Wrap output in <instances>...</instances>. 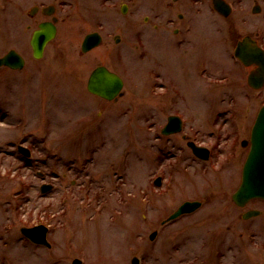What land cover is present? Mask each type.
Masks as SVG:
<instances>
[{
    "label": "rangeland",
    "instance_id": "obj_1",
    "mask_svg": "<svg viewBox=\"0 0 264 264\" xmlns=\"http://www.w3.org/2000/svg\"><path fill=\"white\" fill-rule=\"evenodd\" d=\"M207 14L203 57L216 76L198 79L192 74L191 59L188 63L184 58H164L160 80L162 85L177 84L180 98L163 95L161 88L156 94L148 75L152 59L137 62L132 44L128 45L132 41L123 42L124 57L120 56L114 37L128 29L116 12H110L102 47L81 53L80 33L89 29H82L72 44L50 45L43 70L34 83L30 81L28 91L21 93V83H14L19 86L14 87L13 101L1 80L7 74L0 72V115L5 114L0 118V264L5 258L14 264H72L76 257L83 264H131L139 248L146 254L143 257L148 256L143 258L146 264H209L212 260L206 256L218 238L226 244L221 246L222 264H262L264 232L256 230V236L240 238L239 217L246 209L232 202L247 152L232 160L230 150L237 141L228 130L219 139L220 129L213 124L219 119L221 128L224 123L229 127L236 123L233 117L242 121L247 116L251 124L262 96L237 94L238 102L250 104L233 109L229 77L222 81L231 73V60L210 28L208 19L214 18ZM57 53L61 56L53 55ZM125 62L128 72L123 69ZM99 65L124 72V97L109 102L85 91ZM91 113L98 118L83 129L79 121ZM172 113L188 118V133L200 130L198 140L213 150L209 163L193 161L178 138L167 144L161 128ZM248 136L249 130L242 135ZM24 139L41 140L33 159L44 160V180L17 151ZM156 176L164 178L160 188L154 184ZM23 182L32 185L26 188ZM44 182L54 185L48 194L40 192ZM186 200L205 203L195 215L162 225ZM259 208L264 210V205ZM41 223L50 228L51 249L35 247L22 236V227ZM154 230L159 234L150 240ZM243 239L251 241L248 251L233 252V244Z\"/></svg>",
    "mask_w": 264,
    "mask_h": 264
},
{
    "label": "flooded vegetation",
    "instance_id": "obj_2",
    "mask_svg": "<svg viewBox=\"0 0 264 264\" xmlns=\"http://www.w3.org/2000/svg\"><path fill=\"white\" fill-rule=\"evenodd\" d=\"M110 12L119 13L123 18L121 21L122 26L128 29L125 34L122 33L124 35L114 37V45L119 48L120 56L124 57L123 42L126 40L127 42L132 41L128 45L132 44L134 58L136 57L137 62L146 61L148 56L152 59L153 67L149 68L148 75L152 76L150 81L156 94L161 88L162 91L160 92L163 95L170 93L171 97L172 95L179 97L181 92L179 86L174 82L162 85L160 78L163 77L161 69L164 68V58H171L170 60L184 58L188 63V59H191V64L195 63L192 67V74L196 75L195 77L198 79L205 81L206 76L213 77L215 75L205 64L203 57L206 44L205 20L206 13H208V18H214L208 19L210 28L219 35V42L222 43L231 60V73L223 76L222 81L224 82L229 77L228 83L233 88V109L237 107V104H244L245 107H249L248 104H250V102L245 101L238 102L237 94H244V98L249 97L250 94L262 96L261 105L264 104V0H0V57L15 52L17 55H15L14 62H11V64L22 65L20 69L8 66L0 67V71L5 70L7 73L6 80L4 78H1V80L4 79L6 83L8 98L13 101L14 87L19 86L14 84L16 82L21 83L19 86L21 93L25 90L28 91L30 81L34 83L43 70L46 58L50 55L47 52L50 45L54 43L60 45L72 44L80 38L79 32L82 29H89L84 35L80 33L81 42L83 43L87 35L98 32L101 35L102 42L97 48L102 47L107 38L106 30L110 24ZM143 12L146 13L144 17L141 16ZM42 27L48 28L46 35H50L51 30L54 29V37L47 43L44 53L38 56L33 47V41L36 38V33ZM241 45L245 48L242 54L246 59V63L238 58V50ZM190 46L192 47L190 48ZM53 55L61 56L60 53ZM122 65L124 71L128 72L129 65L126 62ZM96 68L92 70L89 79ZM118 74L124 79V72ZM260 84L263 85L260 89H256V86ZM84 88L91 96L106 100L90 92L88 85ZM123 93L119 98L125 96V92ZM104 112V110L99 111L97 113L98 117H101ZM174 116L179 117L177 121L181 123L180 131L168 135L163 134L169 119ZM98 117L92 116L91 113L87 117H82L83 121L80 120L79 123H83L82 126L87 128L92 126ZM187 119V117H183L178 113L169 114L164 126L161 128V135L167 139L168 145L173 142V138L182 140L191 152L192 160L201 162L189 147V142L204 146L197 137L200 130L193 129L191 133H188ZM242 119L244 120L243 117ZM218 120H215L213 124L220 129L219 139H223L221 137L223 131L228 130L232 133L233 140L237 141L252 127V124L247 123L248 116L246 117V124L243 120L236 121L233 117V122L236 123L229 127H226L228 123H224L222 128ZM20 122H25V117H20ZM177 128L178 125L170 129L176 130ZM20 142L17 145L18 152L19 147L24 145L33 154L37 145H40L41 140L38 143H31L26 139ZM210 150L212 154L213 150ZM230 151L232 152L231 159L236 162L239 158V150L233 147ZM168 156L166 154V158ZM28 162L31 168L35 169L40 178L44 180L46 178V174L42 171L44 160L39 158L36 160L29 159ZM202 163L205 164L206 162ZM230 168L232 169L233 166L231 165ZM157 177L159 176H156L155 179ZM90 181H93V179L91 178ZM117 188H119V184ZM97 198H100V196ZM262 204L264 205L263 200H252L244 208L246 209L245 212L251 211L252 215L245 216L244 212L239 217L240 238L248 235L251 237L256 236V230L264 232V210L259 208ZM256 211L258 212L255 213ZM247 242L251 243L250 240L243 239L238 244H233V252L243 255L251 247V245H247ZM225 245V241L221 238H218L217 241L215 239L214 243L212 242L211 250L213 251L206 256L212 260V263L209 264H222V259L225 257L221 246L224 247ZM261 248L264 250V244ZM140 250V248L137 250L132 260L138 258V256L141 257L138 253ZM171 251L169 250V256ZM143 258L147 259L148 256ZM141 264H146V262L142 261ZM262 264H264V261Z\"/></svg>",
    "mask_w": 264,
    "mask_h": 264
},
{
    "label": "water",
    "instance_id": "obj_3",
    "mask_svg": "<svg viewBox=\"0 0 264 264\" xmlns=\"http://www.w3.org/2000/svg\"><path fill=\"white\" fill-rule=\"evenodd\" d=\"M46 35V30L40 34L41 41ZM51 37V36H50ZM44 38L41 43L38 40L34 41V47L37 53H42L46 45V41L50 39ZM101 38L99 35H90L83 44V51H88L91 48L100 44ZM7 59L0 60V64L6 63ZM123 81L115 73L109 71L106 67L97 68L89 82V89L109 100L116 97L122 90ZM173 121V118H171ZM51 186H43V192H47ZM254 198L264 199V108L261 110L258 119L253 128L252 148L247 159L243 171V180L239 189L233 195V201L244 206L248 201ZM195 203H185L175 216L189 212L196 207ZM173 216V217H175ZM22 233L38 243L48 244L46 240L47 229L43 226L35 228H23ZM154 238V235H152ZM74 264H80L76 260Z\"/></svg>",
    "mask_w": 264,
    "mask_h": 264
}]
</instances>
